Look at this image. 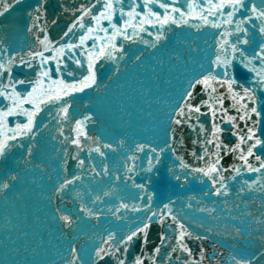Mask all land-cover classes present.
Returning <instances> with one entry per match:
<instances>
[{"label":"snow or ice","instance_id":"snow-or-ice-1","mask_svg":"<svg viewBox=\"0 0 264 264\" xmlns=\"http://www.w3.org/2000/svg\"><path fill=\"white\" fill-rule=\"evenodd\" d=\"M0 264H264V0H0Z\"/></svg>","mask_w":264,"mask_h":264},{"label":"water","instance_id":"water-1","mask_svg":"<svg viewBox=\"0 0 264 264\" xmlns=\"http://www.w3.org/2000/svg\"><path fill=\"white\" fill-rule=\"evenodd\" d=\"M24 5L22 4L21 5V8H17L16 11L12 14L14 17L15 16H19V14L21 13L22 9H23ZM154 180H156L157 182V187L159 190L163 191V192H167L169 191V188L165 185H163L162 183H160V180L158 177H154ZM194 190L196 191H199L200 190V187L199 186H196L194 185ZM193 247H195V245H192Z\"/></svg>","mask_w":264,"mask_h":264}]
</instances>
